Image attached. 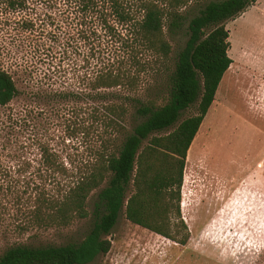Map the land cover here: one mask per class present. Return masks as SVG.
<instances>
[{"label":"trees","instance_id":"16d2710c","mask_svg":"<svg viewBox=\"0 0 264 264\" xmlns=\"http://www.w3.org/2000/svg\"><path fill=\"white\" fill-rule=\"evenodd\" d=\"M37 1L55 9V15H45L48 20L37 18V49L47 50L45 38L62 37L64 48L82 42L80 48H87L92 57L98 51L94 64L88 55L85 59L84 92L60 94L86 97L87 129L102 124L112 127L115 135L100 138L87 168L76 174L48 143L37 138L29 144L14 143L9 130L27 121L5 112L19 89L0 66V229L21 235L87 218L91 192L106 183L98 194L92 227L81 242L13 244L0 254V264L90 263L110 249L107 237L123 207L131 223L185 245L189 231L181 218L180 190L186 157L232 63L229 31L223 23L254 0L210 1L191 18L186 45L155 99L141 97V89L149 84L151 72L167 71L172 46L164 27L180 30V9L198 0ZM28 3L0 0V8L22 12ZM21 22L32 33L35 21L22 17ZM195 103L197 112L180 121L182 111ZM129 114L135 119L131 130L125 124Z\"/></svg>","mask_w":264,"mask_h":264},{"label":"rangeland","instance_id":"374dc122","mask_svg":"<svg viewBox=\"0 0 264 264\" xmlns=\"http://www.w3.org/2000/svg\"><path fill=\"white\" fill-rule=\"evenodd\" d=\"M210 1L214 0L191 1L182 7L180 30L171 32L164 27L172 46L167 71L151 72L141 97L158 98L157 92L164 89L162 85L189 38L190 19ZM48 5L29 0L22 12L0 8V66L13 76L19 89L5 112L27 121L9 130L14 143L29 144L34 138L48 143L60 153L68 171L76 174L87 168L100 138L115 134L112 127L102 124L87 129L86 97L60 94L84 92L85 59L88 55L94 64L99 53L92 57L87 48H80L82 42L64 48L62 37L58 41L45 38L47 50L37 49V18L48 20L45 15H55ZM22 17L35 21L32 33L23 28ZM223 24L229 31L232 63L191 143L180 190L181 218L189 231L187 243L181 245L131 223L123 207L107 237L110 249L87 264H264V0H254ZM196 112L197 103L182 111L179 120ZM134 120L130 114L126 117L129 130ZM104 186L106 183L91 192L86 207L89 216L76 218L68 226L32 229L21 235L0 229V254L17 243L81 242L92 227ZM131 190L130 186L128 192Z\"/></svg>","mask_w":264,"mask_h":264},{"label":"crops","instance_id":"0c3cea01","mask_svg":"<svg viewBox=\"0 0 264 264\" xmlns=\"http://www.w3.org/2000/svg\"><path fill=\"white\" fill-rule=\"evenodd\" d=\"M239 189H240V188H239ZM239 189H238V190H239ZM240 202H241V201H240Z\"/></svg>","mask_w":264,"mask_h":264}]
</instances>
